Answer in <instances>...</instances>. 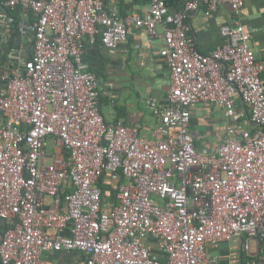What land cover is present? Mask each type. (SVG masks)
Returning <instances> with one entry per match:
<instances>
[{"label": "built area", "instance_id": "built-area-1", "mask_svg": "<svg viewBox=\"0 0 264 264\" xmlns=\"http://www.w3.org/2000/svg\"><path fill=\"white\" fill-rule=\"evenodd\" d=\"M224 4L234 20L203 53L190 18L215 16ZM245 4L185 0L178 10L150 0L143 15L124 16L103 0H6L36 20L22 28L34 35L31 56L3 76L0 90L3 264H42L45 253L61 251L79 252L84 264H217L209 250L223 244L239 247L244 264H264V57L240 19ZM0 19L4 29L14 23ZM134 25L163 38L170 73L151 139L104 119L99 78L85 59L86 37L116 49ZM239 97L252 127L242 123ZM203 103L227 120L210 153L198 149L191 127L192 109ZM105 176L112 200L103 198Z\"/></svg>", "mask_w": 264, "mask_h": 264}, {"label": "crops", "instance_id": "crops-1", "mask_svg": "<svg viewBox=\"0 0 264 264\" xmlns=\"http://www.w3.org/2000/svg\"><path fill=\"white\" fill-rule=\"evenodd\" d=\"M108 6H116L121 15H143L148 7L146 0H103ZM173 9H183L182 2L166 0ZM6 0H0V14L13 17L18 23V34L11 36V27L4 29L0 19V90L4 87V75L11 73L21 59L29 58L33 52L34 35L24 33L36 20L32 10L18 7L7 11ZM240 19L249 28L254 29L251 46L257 58L264 57V0H246ZM233 8L224 4L215 16L206 15L202 11L193 13L190 18V35L197 43L199 50L208 53L222 43L220 27L231 23ZM5 30V31H4ZM161 31V27H159ZM6 33L9 35L5 39ZM12 37V38H11ZM12 39V40H11ZM163 38H152L147 31L134 25L127 41L116 49L107 48L100 39L91 42L84 39L85 59L97 74L100 82V110L107 122H123L135 126L139 133L151 139L153 131L159 124L153 114L157 107L167 103V94L171 87L169 67L159 50L163 46ZM13 54L14 58L9 55ZM13 59L14 61H12ZM264 83V75H263ZM239 109L243 112L242 123L252 127L248 109L239 98L236 99ZM191 127L196 137V145L203 153L212 152L225 137L227 120L222 111L215 105L203 103L192 109ZM2 115L0 113V122ZM164 138V136H161ZM106 191L112 200L114 183L108 182ZM111 186V187H110ZM1 225V222H0ZM209 252L219 257L217 264H244L245 255L239 247L228 244L220 248H211ZM0 264H3L0 257ZM42 264H84L83 256L75 251L45 253Z\"/></svg>", "mask_w": 264, "mask_h": 264}, {"label": "trees", "instance_id": "trees-1", "mask_svg": "<svg viewBox=\"0 0 264 264\" xmlns=\"http://www.w3.org/2000/svg\"><path fill=\"white\" fill-rule=\"evenodd\" d=\"M147 1H149L150 2V0H146L145 2H147ZM176 2H182V6L184 7V4H185V0H176ZM7 11L9 12L10 11V8H7ZM11 36L13 37V39H14V37L18 34V32H19V29H18V23L16 22V21H14V23H13V25L11 26ZM11 37V38H12ZM12 40V39H11ZM105 179H107L108 181H112V179H111V177H104L103 178V180H102V182H101V184H100V186L102 187V189H103V192H104V194H103V198L104 199H107L108 198V192H106V186H108L109 184H107L108 182H106V181H104ZM124 180V179H123ZM111 187V186H110Z\"/></svg>", "mask_w": 264, "mask_h": 264}, {"label": "rangeland", "instance_id": "rangeland-1", "mask_svg": "<svg viewBox=\"0 0 264 264\" xmlns=\"http://www.w3.org/2000/svg\"><path fill=\"white\" fill-rule=\"evenodd\" d=\"M53 151V148L49 145L48 152L51 153ZM50 162V159L48 160ZM153 199H158L156 196H152ZM50 201V199H48Z\"/></svg>", "mask_w": 264, "mask_h": 264}, {"label": "water", "instance_id": "water-1", "mask_svg": "<svg viewBox=\"0 0 264 264\" xmlns=\"http://www.w3.org/2000/svg\"><path fill=\"white\" fill-rule=\"evenodd\" d=\"M3 38H0V42L2 41Z\"/></svg>", "mask_w": 264, "mask_h": 264}]
</instances>
